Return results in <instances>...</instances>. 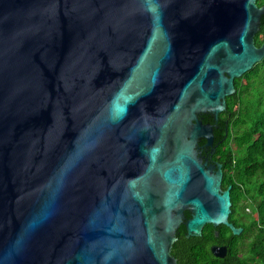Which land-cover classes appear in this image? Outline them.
Instances as JSON below:
<instances>
[{"label": "water", "instance_id": "obj_1", "mask_svg": "<svg viewBox=\"0 0 264 264\" xmlns=\"http://www.w3.org/2000/svg\"><path fill=\"white\" fill-rule=\"evenodd\" d=\"M263 16L258 0H0V264H178L182 225L241 235L202 149L264 60Z\"/></svg>", "mask_w": 264, "mask_h": 264}, {"label": "trees", "instance_id": "obj_2", "mask_svg": "<svg viewBox=\"0 0 264 264\" xmlns=\"http://www.w3.org/2000/svg\"><path fill=\"white\" fill-rule=\"evenodd\" d=\"M258 5L264 6V0H258ZM255 40L258 47L264 43V16ZM235 87L237 92L227 98V110L220 115L217 124L224 128L227 126L228 131L227 137L222 135L219 139L224 141L219 145V150H224L220 159L224 172L222 189L232 187L231 221L240 212L246 213L251 208L253 215L249 218L248 229L255 230V235L248 248L247 259L236 261L231 254L232 262L221 264H264V60L241 79H237ZM201 118L206 124L215 123L211 115H203ZM189 216V212H186V217ZM219 230L222 233L229 231L225 226ZM181 231L186 232L184 225ZM204 235L207 236L206 231ZM180 236L177 245L186 247L185 260L201 264L207 256L204 247L199 245L203 237L187 238L182 233ZM209 236L215 238V232L211 231ZM234 237L236 243L243 238Z\"/></svg>", "mask_w": 264, "mask_h": 264}, {"label": "flooded vegetation", "instance_id": "obj_3", "mask_svg": "<svg viewBox=\"0 0 264 264\" xmlns=\"http://www.w3.org/2000/svg\"><path fill=\"white\" fill-rule=\"evenodd\" d=\"M222 135H225L227 137L228 131L227 126L224 128L222 126H218L216 130L214 131L215 136V142L214 147L212 148H203L202 149V156L205 161L208 162L210 166H213L216 170L218 169V165L221 164L220 159L222 157L224 150H219V145L223 143L219 139L222 137ZM225 137V138H226ZM219 141V142H218ZM218 142V143H217ZM202 146L205 145L201 144ZM216 150L215 152H213ZM223 166V165H222ZM253 215V212L251 208H248L246 210V213L240 212L238 216H236L230 223H232L236 228H242L243 231L241 235L237 237L243 236V238L236 243L235 235L233 232L229 229V231H226L224 233L219 230L220 227H214L212 225H207L203 229V235L205 231L207 232V236L202 235V239L199 241V245L206 251V258H204L201 261V264H221L226 261V263H231L232 259L230 258V255L233 254L235 256V260L243 261L247 259L248 257V248L253 240V237L255 235V230L250 231L249 228V218H251ZM214 227L215 229H213ZM226 227V226H225ZM215 232V238H212L209 236L210 232ZM183 234L184 236L187 235V231H181V227L177 232L178 241L181 239L180 234ZM218 234V235H217ZM178 241L175 243L173 249H172V256L177 260L178 264H192L191 262H187L185 260V256L187 255V249L182 244L177 245ZM225 247L227 249V255L225 258H217L212 253L213 247ZM210 253V254H209Z\"/></svg>", "mask_w": 264, "mask_h": 264}]
</instances>
